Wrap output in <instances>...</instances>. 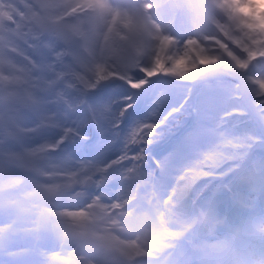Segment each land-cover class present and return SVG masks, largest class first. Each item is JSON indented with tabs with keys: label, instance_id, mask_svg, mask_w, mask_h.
<instances>
[{
	"label": "clouds",
	"instance_id": "9594fccd",
	"mask_svg": "<svg viewBox=\"0 0 264 264\" xmlns=\"http://www.w3.org/2000/svg\"><path fill=\"white\" fill-rule=\"evenodd\" d=\"M228 2L231 0H168L166 4L138 0L136 9L145 25L138 38L146 49L155 53L142 61L137 70L142 74L140 78L148 69H153L152 78H170L180 101L189 87L185 81L189 80L192 92L218 82L225 86L222 94L229 98L230 86L248 79L238 74L234 58L247 60L246 47L251 46L252 41L264 45V27L249 35L224 6ZM249 2L258 12L264 13V0ZM32 8L28 30L17 33L15 39L0 43V95L9 97V107L21 117L18 123L24 122L22 117L26 113L32 114V123L50 149L42 152L37 175L25 189L35 202L30 214L41 222L49 238L69 257L82 254L74 264H128L127 253L137 246L147 249L145 255L155 253L159 258L165 250L174 247L164 241H180L197 234L204 242L203 246L189 253L183 264H264V174L260 161L255 160H241L240 165H248L260 176V184L254 195L238 197V211L234 217L220 215L216 190L207 194L203 190H190L189 181L181 187L182 195L171 197L163 212H149L150 223L159 234L158 241L150 240L141 230L125 234L122 239L117 233L111 237L113 243L110 245L106 243L105 234L115 232L116 226L124 222L123 218L113 212L101 214L97 219L94 209L89 211L92 216L89 231L67 230V215L52 210L69 186L61 182L62 175L50 170L46 164L62 159L60 143L41 125L42 119H58L45 115L51 110L46 98L71 79L94 88L93 81L100 77L97 69H102L106 81L117 75L120 80H125V68L110 59L109 51L120 33L129 32V25L123 21L132 9L123 0H58L56 3L37 0ZM154 32H161L167 42V56L161 58L163 63L159 65L156 59L163 44L161 36H152ZM121 43L128 56L136 55L134 43ZM62 48L69 49L70 55L62 58L56 55ZM177 59L189 67L195 65L192 69L199 76L184 78L164 73L163 69L170 68ZM156 69H160L161 74H156ZM168 106L171 104H166L165 108ZM109 115L112 120L120 119L116 111ZM189 115L194 120V127L202 130V136L219 138L217 133L223 131L221 114L215 119L210 111ZM259 127L264 131V126ZM178 130L164 127L160 139ZM190 130H185L180 137L188 145ZM109 132L113 130L109 129ZM125 132L121 127L115 129L114 148L126 144ZM209 222L213 227L201 233L200 226ZM217 226L224 228L223 235L209 240L208 237L215 236Z\"/></svg>",
	"mask_w": 264,
	"mask_h": 264
},
{
	"label": "rangeland",
	"instance_id": "374dc122",
	"mask_svg": "<svg viewBox=\"0 0 264 264\" xmlns=\"http://www.w3.org/2000/svg\"><path fill=\"white\" fill-rule=\"evenodd\" d=\"M196 1V0H195ZM146 2H148V3H152L153 2V0H146ZM155 2H157V3H163L164 2V0H155ZM193 2H194V0H193ZM125 3V2H124ZM136 3V2H135ZM127 4V3H126ZM137 4V3H136ZM130 8H131V5L130 4H127ZM3 7H0V10L2 9ZM132 9V13H130L129 14V16H131L132 17V21H133V23H136V24H133V25H137V23L139 24V26L140 27H138V26H136V27H134V26H130L129 25V32H127V33H124L123 34V37L122 38H120L121 40H123V41H127L128 43H134L135 44V50H136V55L134 56V57H130V56H128V54L126 53V51H125V49H124V47H121V49H117V50H115V49H113L112 47H110V51H109V57L110 58H112V59H114L115 61H117V62H119L124 68H125V79H130V78H135V79H138V78H140L141 76H142V74L141 73H139V72H137V71H135V69H134V65H135V63H136V61H137V59L139 58V56H138V58H135L137 55H138V53H139V49H138V47L137 46H139V44H140V42H141V40L138 38V34L141 32V31H143L144 29H145V25L143 24V21H142V19L140 18V16H139V14H138V12H137V9L136 8H131ZM129 16H128V18H129ZM7 17H8V15H7ZM10 18H11V15H10ZM13 18V17H12ZM11 20V19H10ZM2 21V20H1ZM0 21V22H1ZM3 22H5V21H2L1 23H3ZM28 27H29V25L28 26H26L24 29H19L18 27H14V29H13V33H12V37L10 38V39H15L16 38V34L17 33H19V32H26L27 30H28ZM10 32L11 31H8L7 30V34L6 35H10ZM152 36L153 37H156V36H161V39H162V44H163V47L161 48V50L159 51V57L160 58H165V47H164V43L166 42V41H164L163 40V38H162V34H161V32H154V33H152ZM118 40H119V38H117ZM120 41V40H119ZM145 50H146V53H145V57L143 58V60L142 61H144V60H147V59H149L152 55H155V53L154 52H152L150 49H146L145 48ZM56 55H59L61 58L62 57H65V56H67V55H70V50L69 49H67V48H62V49H60V50H58V53L56 54ZM142 66V62H141V64L138 66V68L139 67H141ZM188 67V66H187ZM191 73H192V75H191V77L192 76H199V74L197 73V72H195L194 70H192L191 69ZM127 79V80H128ZM74 82H76V81H72L71 83H74ZM170 82V84H171V86H172V88H173V85H172V82H171V80L169 81ZM189 83H191V81L189 80L188 81ZM82 85H85V83H83V82H80ZM93 83H94V81H93ZM161 83V82H160ZM159 83V84H160ZM163 83V82H162ZM70 84V83H69ZM68 84V85H69ZM122 86V83L121 82H119V83H117V84H115L114 83V85H113V87H115V89L116 90H118L120 87ZM66 88V89H70V87H68L67 85H62L61 86V88L60 89H62V88ZM218 86H215V87H213L212 88V90H214V92L216 91V88H217ZM59 87L58 88H56V91L59 93ZM76 89H78V88H73V90H76ZM210 91V92H213V91ZM97 92H99V89H98V91ZM160 92V91H159ZM208 92H209V90L208 89H206V87H204V89L202 90V91H200V95H199V99H200V106H201V109L199 110V113H201V114H203V113H205L206 111L205 110H202V109H204V107L206 106V104H207V95H208ZM165 93H166V95L167 94H170V96H171V98H172V96H173V94H174V92H173V90L172 91H165ZM96 95H97V97L99 96V94L98 93H95ZM51 96L54 98V99H56V94H55V92H54V94H52V95H49L47 98H46V102H47V104L49 105L50 103H51V105L54 107L55 105H56V100H53V99H51ZM223 97V101H227L228 103V107L226 108L225 107V110L223 109V110H220L219 112H217L218 114L215 116V117H213V119H215V118H217V117H219L220 116V114H221V116L223 117L224 116V112H226V111H228V109H230L231 107H233V104H235V102L233 101V100H231L230 98H227V97H225L223 94H216V97L217 98H219V97ZM186 98V97H185ZM185 98L183 99V100H185ZM231 100V101H230ZM223 101H220L221 103V105L223 104ZM157 102H159V101H157ZM209 103V102H208ZM59 104H61V107H59V109L60 110H62L63 111V113L64 112H69V114H71L72 112H73V110L74 109H72L71 108V105L69 106V105H65L64 104V102H63V99H59ZM225 104V103H224ZM218 106V105H217ZM209 110H212V107H211V109L209 108ZM231 110V109H230ZM232 111V110H231ZM75 114V116H76V113H74ZM74 114L72 115V117L74 116ZM46 115V114H45ZM47 116V115H46ZM48 117V116H47ZM22 119H23V121L25 122V121H27L28 120V115H27V113L22 117ZM233 118H226L225 120L227 121V120H229V122L232 120ZM51 120V119H50ZM50 120H48V119H42V123H44L45 124V127H44V129H46V124H51V121ZM19 121V120H18ZM32 121V120H31ZM30 121V122H31ZM23 122V123H24ZM77 122H80V119H78L77 120ZM33 124V123H32ZM62 124V123H61ZM61 124H56V131H55V129H53L52 131L50 130V129H48L47 128V130H48V135L49 136H51V137H53L56 141H62V137L64 136V135H66V133H67V131H68V129L71 127L70 126V124H68V126L67 125H65V126H61ZM104 123H103V127H102V130L99 132V138H98V141L97 142H95V144L92 146V153H91V155H93V156H101V155H99L100 154V152H101V150H103V147L106 145V143H107V141L106 140H104L105 139V137L108 135V133L104 130ZM32 127H33V135H35L36 136V139H35V143H33V140L31 141L32 143H30V144H26V151H27V155H28V157L30 158V157H32V155L33 154H35V156H37V166H34L35 168H31V170H30V175H31V179L30 178H27V183L28 184H30V183H32L33 182V180H34V178L36 177V175H37V172H38V170H39V166L41 165V161H42V152H44V151H49L50 149L48 148V145L45 143V140L41 137V134H40V130H38L37 128H36V126L33 124L32 125ZM200 129V128H198V127H195V129ZM194 129V130H195ZM222 130H223V128H222ZM225 131V130H224ZM29 131H27V130H22L19 134H17L16 132H14V134L13 135H9V138L7 139V142L9 143V144H11V142L12 143H16V144H20V143H22V141L25 143L26 142V140H28V139H26V133H28ZM71 136H73L74 137V139H73V142H72V139H71ZM108 137H112V135L111 134H109L108 135ZM41 138V139H40ZM78 139H79V137H77V136H75L74 134H71L69 137H67V142L65 143V145H66V148H70V150H71V152L75 155V152H78V151H80L81 149H80V144H78ZM109 140V139H108ZM7 142L5 141V140H3V139H1L0 138V154L1 155H9L8 154V151L7 152H4L5 151V145L7 144ZM221 140L219 139V138H215V137H213V139H212V141L211 142H207V143H205V144H203V145H201L200 146V148H199V152L200 153H202L203 154V156L204 157H206V156H210L211 154H212V152H213V149L215 148V147H219V146H222L221 145ZM73 143V144H72ZM75 147V148H74ZM38 148H40V149H38ZM38 149V151L39 152H37V153H35L34 151L35 150H37ZM49 149V150H48ZM69 150V149H68ZM24 152V151H23ZM81 152V151H80ZM11 153H14V154H16V155H18L19 154V152H16V151H11ZM102 153V152H101ZM214 154V153H213ZM22 157H23V154L21 153L20 154ZM19 156V155H18ZM169 156V155H168ZM195 156V159H192L193 157ZM100 158V157H99ZM30 159H35V158H30ZM66 159H68V158H65V160ZM170 159V158H169ZM198 159H200V157H199V154H197V153H195L194 152V155L192 156V157H190V163H191V167H195L196 165L195 164H193L192 165V163L195 161V160H198ZM69 160V159H68ZM35 162V163H36ZM75 162H81V164H82V167H84L85 166V163H86V161L84 160V157H78L77 159H75V161L73 162V163H71L72 165H74L75 164ZM49 163V164H48ZM46 164H48L47 166L49 167V169L51 170V164H52V166H53V169H52V171L53 172H56V173H58V174H60V175H62L63 177H64V179H63V181H61L63 184H65V185H68L69 187H71V182H72V179H77L78 177L80 178V184L82 185V183L84 182V180L90 175V172H89V170L87 169H85V168H80V167H71V168H65V166L63 165V164H61V160L60 159H56V160H50V161H47L46 162ZM0 165H2L3 167H6V169H8V170H10V167L9 166H6V160L5 159H2L1 158V156H0ZM110 165V164H109ZM109 165H107V164H105V165H103V166H101L99 169L100 170H105V178H104V181H110V180H113V181H118V180H122L123 179V173L125 172V170L127 169L126 167H127V165L125 164V162L124 161H122V163H120L118 166L117 165H113V166H115V168H114V170L116 169V166L118 167V169L114 172V173H110V172H107V170H109V171H112V170H110V169H112V168H110V166ZM108 166V167H107ZM191 167H189V169L191 168ZM129 168V167H128ZM86 170V171H85ZM177 174H184V168L179 172V173H177ZM165 175V174H164ZM169 176H172L171 175V173L169 174ZM20 176H14V181H16L18 178H19ZM165 177H166V175H165ZM11 176L9 177V179L11 180ZM111 178V179H110ZM164 179V178H163ZM7 182L5 181L3 184H6ZM161 183H162V185H163V183H164V181H162L161 180ZM159 184H160V182H159ZM174 187V181L173 180H171V181H169L168 183L165 181V190L167 189V188H169L170 190H173V187ZM68 187V188H69ZM162 187V186H161ZM68 188L66 189V191H68ZM169 190V191H170ZM65 191V192H66ZM169 191H168V193H169ZM65 192H64V194L62 195V197L59 199V201H58V203H60V205H59V207H58V212L59 213H64V214H66L67 215V220H68V223H67V225L66 226H68L67 227V230L69 229V227H71V225L74 223V222H76V219H80V220H83V218H84V211H85V213H87V210L88 209H86V210H79L77 207H78V205H79V207H81V205L80 204H82V203H85V204H87L88 206H86V207H88V208H90V206L94 203V201L93 200H96L97 201V199L99 200V201H101L100 203L102 204L101 205V207H99L98 209H97V213H100V215H97V216H99V217H97V219H99L100 218V216H101V214H112L113 212H116V207H117V205L121 202V200L120 199H118L117 197H116V195H109V194H107L106 195V198H109V200L107 199V200H105V202H103V199H101L100 198V196L99 197H97V196H94V195H92L91 196V200H87V202H86V200H84V193H85V191H84V193H83V191H78V194H76L75 192H74V190H71L70 191V193H66L65 194ZM82 194L83 193V195L81 196L80 194ZM99 193V195H100V191L98 192ZM1 195H6V190L5 189H3L2 188V186H0V196ZM127 195H129V194H127ZM126 195V196H127ZM163 197H162V200H164L165 198H167L166 197V194H163L162 195ZM87 198H88V195H87ZM90 198V197H89ZM97 198V199H96ZM167 199H169V198H167ZM35 203V202H34ZM34 203H31L30 205H28V208H27V210L29 211L32 207L31 206H34ZM63 203V204H62ZM131 205H133V203H131V201H130V203L127 205V206H131ZM161 207L158 209L157 208V213H160L161 211H162V209H163V206L162 205H160ZM132 208H133V210H134V212H136V209L138 208V203H135L133 206H132ZM84 209V208H83ZM237 209H238V207H237ZM27 210H25V211H27ZM110 211V213H108ZM230 212H232V211H230ZM228 212L226 211L225 212V215L227 214ZM233 214V213H232ZM31 215V214H30ZM146 215V214H145ZM224 215V216H225ZM119 218V217H118ZM31 223H32V226L34 225V227L37 225V220H35V219H33V217H31ZM89 221V220H88ZM27 225V227H28V231L29 230H31L32 231V228L33 227H31V225H29V223H27V221L26 222H24V225L23 226H21L20 227V229H19V235H20V233L23 231V233L24 232H26L24 235L26 236V235H28V231H26V230H24V226H26ZM26 228V227H25ZM27 229V228H26ZM209 229H211L209 226H204V225H202V226H200V232L201 233H203V232H207ZM143 231L144 233H145V235L150 239V240H152V241H158V239H159V234H158V232L153 228V226L151 225V223H150V220H148L147 222L145 221V220H143V219H141L138 223H137V227L135 228V232L136 231ZM12 232H11V234L13 233V230H11ZM115 232L116 233H120L121 235H124V234H127L128 232H129V230L128 229H125V228H122V227H117L116 229H115ZM134 232V233H135ZM154 232H156V234H153ZM30 233V232H29ZM115 233V234H116ZM223 233H224V231L222 230H218L217 229V227H216V232H215V236H210V237H208V239L209 240H214V239H216L217 237H219V236H222L223 235ZM11 234H9L8 236H10ZM95 235H100V234H95ZM114 234L113 233H111V234H109V233H106L105 234V239H106V243H108V244H112L113 243V241H112V239H111V237L113 236ZM12 237V236H11ZM196 237H198V239H199V242L198 243H200V246L197 248V250L198 249H200L202 246H203V241L200 239V236H199V234H197L196 235ZM38 241L39 242H41V244H42V246H44L45 245V243H43L40 239H38ZM189 242H190V239H189ZM56 243V242H55ZM197 243V244H198ZM57 244V243H56ZM196 244V245H197ZM58 245V244H57ZM184 245H189V243L188 242H186ZM58 246H60V245H58ZM12 249H13V251L15 252V253H17L18 254V256H16L17 258H23L24 256H27V258H25V259H20L21 260V263L22 264H35V263H37V261L36 260H34L33 259V256H32V253H29V250L31 249V247H33V245L31 244L30 246H28L27 247V245L24 247V248H21V244H18V246L17 247H14V248H16V249H14L12 246H10ZM61 247V246H60ZM137 249V251H135ZM136 249H129V251H128V253H127V257H130V256H137L138 254L137 253H139V254H141V251H142V249L143 248H139L138 246H137V248ZM53 250V249H52ZM52 250H50L49 249V254H48V257L46 258V260H47V264H50V260H51V257L52 256H54V254H53V252L54 251H52ZM63 250V249H62ZM138 250H139V252H138ZM60 251V250H59ZM62 253H63V251H61ZM145 253H147V251H145V252H143L142 254H141V256L144 258V259H146V260H151V259H153V258H156L157 260H156V262H160V261H162V262H164L165 264H166V262L169 260V257H168V255H166L165 256V254H163L162 256H160L159 258L155 255V253H153V254H149V255H145ZM154 255V256H153ZM81 256H82V254H80V253H77V255H76V257H72L73 258V260H75V259H78V258H81ZM132 256V257H133ZM69 256H67V255H65L64 254V256H62V254H61V258L60 257H58V262H57V264H64L65 262H68V260H69ZM131 258V257H130ZM139 259V258H138ZM174 260H175V258H174ZM15 264V263H13V262H4V261H2L0 264ZM69 263V262H68Z\"/></svg>",
	"mask_w": 264,
	"mask_h": 264
},
{
	"label": "snow or ice",
	"instance_id": "6c2138e0",
	"mask_svg": "<svg viewBox=\"0 0 264 264\" xmlns=\"http://www.w3.org/2000/svg\"><path fill=\"white\" fill-rule=\"evenodd\" d=\"M228 8L231 14L239 21L240 25L248 30L249 35L254 33L258 28L264 27V13L257 11L254 4L250 3L249 0H231V2L224 5ZM247 60L235 59V64L239 70V75L241 77H247V80L241 79V81L235 84L230 91L229 98L235 102L234 106L230 109L232 111L224 112L220 123H224L226 118H233L237 121H250L255 125L264 126V45L260 42L252 41L251 46L246 47ZM162 59L158 56L156 59V64H162ZM195 65H192L191 69ZM191 69L183 63L182 60L177 59L173 61L170 68H164V73H173L176 76L191 78ZM156 74H161L160 69H156ZM153 76V69L146 70L145 75L142 78L135 79L130 78L125 82L129 87L134 89H143L148 81ZM99 79H103L102 76ZM95 90V89H93ZM166 97V93L161 90L160 95L156 97L157 101L163 102ZM128 102L123 104L119 109V123L116 128H120L122 118L125 116L128 109L132 108L137 100L136 96L132 94L124 97ZM149 107H154V105H149ZM181 109L173 108L172 112L164 117L160 121V125L164 127H169L172 124V120L176 119L173 113H180ZM172 119H169V118ZM151 117H145L143 119H138L134 122L132 126H137L136 130L132 133L135 139L137 132L140 133V139H144V135L147 134L149 137L144 141L143 146L139 149L140 152L144 153V156L136 155L132 159L128 160V163L132 164L134 168L138 171H143L148 174V176L155 180V174L159 170V174H163L168 166V161L170 158L166 156L161 159H156L151 156L149 151V146L155 141L160 139L161 126L156 123L146 124L143 123L145 119H150ZM159 119V116L156 117ZM155 133V135H153ZM218 137L222 141H226L228 144H232L233 141H237L235 146V151L243 153L244 150L249 146H255L258 144L259 147L264 148V134L257 135L253 132H244L240 135L231 134L229 132H218ZM231 136L232 139L229 140L228 137ZM202 137L201 132H194L190 130L189 134V145H195L199 138ZM150 162V163H149ZM260 164L262 167V174H264V157H261ZM155 165V167H153ZM207 175V173H202Z\"/></svg>",
	"mask_w": 264,
	"mask_h": 264
},
{
	"label": "trees",
	"instance_id": "16d2710c",
	"mask_svg": "<svg viewBox=\"0 0 264 264\" xmlns=\"http://www.w3.org/2000/svg\"><path fill=\"white\" fill-rule=\"evenodd\" d=\"M126 3V2H125ZM128 4V3H127ZM33 4L32 3H29L26 5V7L23 9V13L16 19V26L19 28V29H24L26 26L30 25V23L28 22V14L31 13L33 11V8H32ZM131 8H133V6L131 5ZM123 23L127 24V25H130V26H134L136 27L135 25L133 24H136V23H133L132 21V17L129 16V18H127L126 20L123 21ZM123 34L124 33H120L118 38L119 40L117 39L116 42H114L111 47L115 50L117 49H121V47H123L120 38L123 37ZM111 60H114L112 58H110ZM185 66H188L187 64H185ZM189 67V66H188ZM191 69V67H189ZM193 70V69H192ZM98 73L100 74V76H103V72H102V69H97ZM72 81V79L70 80ZM60 88L61 86L59 87V94L61 96V99L66 100L65 96H63V92L60 91ZM164 92L165 91H172L174 92L172 98L170 95H166V97L163 99V102H157V99L155 98L149 105H154V107H149L148 105L146 106L145 108V111L136 119H143L145 117H148L150 116L151 118L150 119H145L144 121H142L143 123H146V124H150V123H156V124H159L160 120H161V115L163 114V112L165 111V105L166 104H171V106H174L175 103L177 102V100L179 99V96L176 94L174 88L172 89H162ZM115 91H118V90H115ZM161 92V90H160ZM160 92L157 96L160 95ZM113 91L111 90H108L107 93H106V96L105 98L103 99V101H101L98 105V109H97V114H98V117L103 121V123L105 124L104 125V130L109 133V126L114 123L115 120H112L110 118V113L112 111H116L117 114L119 113V109H120V106L118 104H115L114 106H110L111 104V101L113 98H117V96H113ZM79 89H76L74 93H72V98H76V97H79ZM51 99L53 100H56V103L58 102V98L56 97V99H54L52 96H51ZM71 107L74 106V102H71L70 101V98H67ZM166 99V100H165ZM208 101H209V106H208V111L211 112V115L212 117H215L219 112L220 110H225V107L227 108L228 106V102L227 101H223V97H219L217 98L216 96H213V95H209L208 96ZM220 101H223V104L221 105ZM225 103V104H224ZM227 104V105H226ZM218 105V106H217ZM51 110L49 112L46 113V115L50 118L52 117H58V119H55V118H52L50 120L51 122L55 121L56 123L58 124H61V126H65L66 125V122H65V115L63 113L62 110H60V112L56 109V107H61V106H52L51 103L49 104ZM212 107V110H209V108L211 109ZM207 112V111H206ZM159 116V119H156V117ZM80 119V123L77 122V120ZM71 120L73 121L74 125L76 128H78L80 126L81 123H85V118H81L80 116L74 114V116L71 118ZM135 120V121H136ZM134 121V122H135ZM133 122V124H134ZM136 127L137 126H132L131 128H129V130L127 131V133L125 134L127 136V142L126 144L124 145H120L118 147L115 148V151L113 152V155H118V154H121L122 152H125V150L127 149V147H129L131 149L130 151V155L131 157H134L135 156V153L134 151H137V154L138 153H141L139 151V149L137 150L135 147H134V142H139L141 143L142 145L144 144V141L147 140L149 137L147 136V134L144 135V139L141 140V139H138L139 137V132H137V135L135 137V139L133 138V135L132 133L136 130ZM195 127L192 129V131L194 132H201L202 130L201 129H195ZM57 129H55L56 131ZM253 132L257 135H261V134H264V131L261 130V128L258 126V125H255L253 124L252 122H249L247 124V126L245 128H242L240 129L239 131L237 132H232L231 130H226L225 132H229L231 134H237V135H240L244 132ZM111 134V133H110ZM153 135H155V133H153ZM41 139V138H40ZM109 137L108 135L105 137L104 140L107 141L108 143V140ZM213 139V137L211 136H202L199 138V142L196 143L195 145H188V144H185L183 143L182 141L178 142L177 144H174L170 150L168 152H166L164 155L161 156V158H164L166 156H168L169 154L170 155V160L171 162L168 164L167 168L165 169L164 173L161 175V178H164V180L168 183L169 181L173 180L174 181V187H173V190H170L169 188H167L165 190V188L163 189V193H166L167 194V198H169V201L166 203V205H169V202H170V199L171 197L173 196H181L182 195V192L180 191L181 187L183 186V184L185 183H189V181L193 182L196 177L198 175H202V173H206L207 171H210L208 168L210 166H215L216 164H218L220 161H222V159L226 156H229L230 153H232V150L230 151L229 149L227 148H222L221 146H217L213 149V152L210 156H206L204 157L202 153L199 152V148L201 145L207 143V142H211ZM229 140L232 139L231 136L228 137ZM98 141V140H97ZM107 143L106 145L103 147V150H101V152L104 151L105 153V157H110L112 156L110 154V152L107 151L106 147H107ZM222 144L224 145H229L226 141H222L221 142ZM233 149L235 150V146L237 145V141H233V143L231 144ZM100 152L99 155H101L100 157H102V159H104V154L102 155V153ZM194 152L199 154V157L200 159L198 160H195L193 164H195L196 166L195 167H191V163H190V157H192L194 155ZM236 152V151H235ZM245 152V151H244ZM244 152L243 153H239V152H236L234 155H237V156H242L244 155ZM143 153V152H142ZM214 153V154H213ZM93 154V153H92ZM261 157H264V155H260L258 156V160L260 161ZM192 159H195V156L192 158ZM88 161H89V172L91 173V175L97 180L101 179L102 178V175H101V171H100V167H101V162H98V156H93V155H90V157L88 158ZM6 166H9V162H6ZM65 168H71V167H80V168H85L82 167V164L81 162H75L74 165H72L68 159L64 160V164ZM131 166L129 168H127L125 170V172L123 173V179L118 181V185L116 186L115 188V192H114V195H116V197L118 199H124L125 195L131 191V189L133 188L134 184H135V178H134V175L133 173L135 174L134 171V167L132 164H130ZM189 167H191L189 169ZM184 168V174H177L179 173L182 169ZM4 171H7L8 169H6V167L3 168ZM87 170V169H86ZM85 170V171H86ZM8 172V171H7ZM171 173L172 176H169V174ZM166 177H165V175ZM96 175V176H95ZM193 177H195L193 179ZM96 179H95V184H96ZM77 181V186H76V189L77 191H74L76 194H78V191H81V187H80V178L78 177L76 179ZM72 183V182H71ZM69 189V188H68ZM254 189V186L253 185H250L249 186V192L253 191ZM170 190V191H169ZM96 191H99V189L96 187V185L94 186V192ZM169 191V193H168ZM95 196H97V194H95ZM123 200H121L122 202ZM165 205V206H166ZM165 210V208L162 209V212ZM166 218V217H165ZM149 219L146 220V222L148 221ZM153 234H156V232H154ZM159 240V239H158ZM169 240H166L164 242H167ZM54 264H56L57 262V257H54Z\"/></svg>",
	"mask_w": 264,
	"mask_h": 264
},
{
	"label": "water",
	"instance_id": "95a60500",
	"mask_svg": "<svg viewBox=\"0 0 264 264\" xmlns=\"http://www.w3.org/2000/svg\"><path fill=\"white\" fill-rule=\"evenodd\" d=\"M12 163L15 165V166H19V160L12 157Z\"/></svg>",
	"mask_w": 264,
	"mask_h": 264
},
{
	"label": "bare ground",
	"instance_id": "6f19581e",
	"mask_svg": "<svg viewBox=\"0 0 264 264\" xmlns=\"http://www.w3.org/2000/svg\"><path fill=\"white\" fill-rule=\"evenodd\" d=\"M96 142H97V140H96ZM61 152H62V150H61Z\"/></svg>",
	"mask_w": 264,
	"mask_h": 264
}]
</instances>
